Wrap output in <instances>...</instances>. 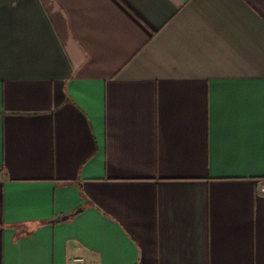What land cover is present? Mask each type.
Returning a JSON list of instances; mask_svg holds the SVG:
<instances>
[{
    "label": "crops",
    "instance_id": "crops-1",
    "mask_svg": "<svg viewBox=\"0 0 264 264\" xmlns=\"http://www.w3.org/2000/svg\"><path fill=\"white\" fill-rule=\"evenodd\" d=\"M76 256L264 264V0H0V264Z\"/></svg>",
    "mask_w": 264,
    "mask_h": 264
},
{
    "label": "built area",
    "instance_id": "built-area-1",
    "mask_svg": "<svg viewBox=\"0 0 264 264\" xmlns=\"http://www.w3.org/2000/svg\"><path fill=\"white\" fill-rule=\"evenodd\" d=\"M69 264H85V261L82 257L76 256V257H72L69 260Z\"/></svg>",
    "mask_w": 264,
    "mask_h": 264
},
{
    "label": "water",
    "instance_id": "water-1",
    "mask_svg": "<svg viewBox=\"0 0 264 264\" xmlns=\"http://www.w3.org/2000/svg\"><path fill=\"white\" fill-rule=\"evenodd\" d=\"M64 219V217L60 218V217H57L56 219L53 220V222H58L60 220Z\"/></svg>",
    "mask_w": 264,
    "mask_h": 264
}]
</instances>
